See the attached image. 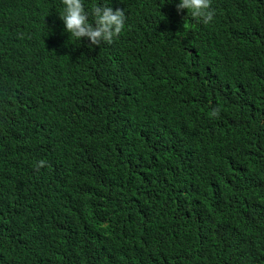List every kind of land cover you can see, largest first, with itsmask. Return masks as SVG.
<instances>
[{"label": "trees", "instance_id": "1", "mask_svg": "<svg viewBox=\"0 0 264 264\" xmlns=\"http://www.w3.org/2000/svg\"><path fill=\"white\" fill-rule=\"evenodd\" d=\"M176 2L0 0V264H264V0Z\"/></svg>", "mask_w": 264, "mask_h": 264}, {"label": "clouds", "instance_id": "2", "mask_svg": "<svg viewBox=\"0 0 264 264\" xmlns=\"http://www.w3.org/2000/svg\"><path fill=\"white\" fill-rule=\"evenodd\" d=\"M60 3L62 10L59 11V17L64 26L62 32L68 33L71 40L76 39L77 43L82 39L88 42V47L100 46L105 42L111 43L125 27L124 10L109 6L110 0L106 3L93 4L90 9H86L84 0H60ZM175 8L177 12L186 10V15L191 19L205 25L212 22L215 16L212 0H177ZM103 149L110 148L105 145ZM44 165L43 160L38 161L36 168Z\"/></svg>", "mask_w": 264, "mask_h": 264}]
</instances>
